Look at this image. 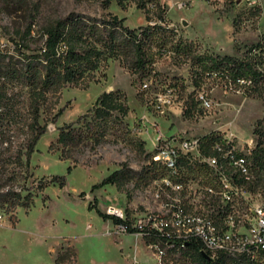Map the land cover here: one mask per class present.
Returning <instances> with one entry per match:
<instances>
[{
    "label": "rangeland",
    "instance_id": "374dc122",
    "mask_svg": "<svg viewBox=\"0 0 264 264\" xmlns=\"http://www.w3.org/2000/svg\"><path fill=\"white\" fill-rule=\"evenodd\" d=\"M34 1L40 2V22L70 12L98 20L117 15L131 29L157 24H149V15L154 21L159 19L148 8L150 3L160 2L165 8L166 21L179 26L163 27L174 30L173 35L180 37L167 45L169 50L165 53L160 48L161 39L157 35L153 37L152 51L156 54L147 75L134 72L128 60L111 58L82 85L66 86L50 96L41 109L40 124L46 125V132L30 156L27 151L33 132L28 127L29 95L25 88L9 89L15 105L0 127V183L5 192L16 191L22 199L30 196L32 204L0 207L3 218L0 264H56L59 257V264H131L134 259L141 264H154L145 239L136 233L120 231L112 219L105 220L99 214L106 213L109 205L122 207L129 224L136 225L144 215H150L148 206L152 200L146 187L151 181L139 185L131 182L123 188L106 185L93 190V186L124 164L142 171L154 152L155 122L166 135L224 136L233 131L242 143L253 141L250 144L253 153L259 139L256 124L264 118L261 90L247 85L230 87L217 75H202L197 86L196 71L200 68L193 62L200 55L247 58L249 50L261 44L264 35V0L252 4L248 0H192V5L183 9L174 7L182 0ZM184 20L187 26L183 25ZM21 22L20 17L14 19L0 8V43H6L7 49H13L17 39L15 27ZM30 42L33 46L40 45L38 36L30 38ZM179 42L188 45L192 52L171 48ZM150 75L156 77L158 88L168 84L181 86L187 101L184 115L161 117L152 111L150 102L155 90L142 89L143 81ZM113 90H121L126 96L129 106V113L123 119L126 126L112 128L96 151L85 149L78 154L76 166L72 160L60 159L58 152L50 150L59 129L86 114L104 91ZM201 90L212 97V108L204 109L196 101ZM60 110L62 114L57 115ZM0 112L6 113L5 106H0ZM248 166L250 188L256 196L264 197V170L254 164L252 157ZM193 173L202 183L209 176L204 170L187 172L189 176H194ZM54 177H63L64 184L49 183ZM46 183L49 184L41 188ZM161 202L162 199L154 198L153 208L158 210ZM178 254V258L174 257ZM189 257L188 251L175 250L167 258L174 262L165 260L162 264H182Z\"/></svg>",
    "mask_w": 264,
    "mask_h": 264
},
{
    "label": "trees",
    "instance_id": "16d2710c",
    "mask_svg": "<svg viewBox=\"0 0 264 264\" xmlns=\"http://www.w3.org/2000/svg\"><path fill=\"white\" fill-rule=\"evenodd\" d=\"M150 4L154 6L148 8L149 13L154 12L157 19L165 21L164 6L160 2ZM0 8L14 19L20 17L22 20L21 24L15 27L17 39H14L13 49H0V106H5L6 110V113L0 112V127L3 126L6 116L14 111V97L9 95V89L25 88L30 100L31 116L28 127L33 132V139L28 145L29 156L46 132V125L40 124V118L41 109L49 101L50 96L57 95L66 86L82 85L85 80H90L95 75L103 62L111 58L128 60L134 72L147 75L156 54L152 51L153 37L157 35L161 39L162 53L168 52L167 45L175 39L174 30L170 31L158 23L131 29L124 26V18L121 19L117 15H111L110 19L98 20L70 12L40 22V2L34 0H0ZM147 18L148 21L153 19L150 15ZM37 36L40 45L33 46L30 38ZM171 48L176 51L184 49L188 54L192 52L188 45L183 46L180 42L173 44ZM193 64L200 68L198 69L200 71H196L199 76L195 79L197 86L202 75L209 76L218 72L226 84L239 85V80H245L246 85L249 83L247 86L259 88L261 96L264 95V35L261 44L250 49L245 59L200 55L194 57ZM87 84L84 87H88ZM194 105L192 103L193 107ZM192 106L189 111L192 110ZM128 113L126 96L121 90L104 91L86 114L59 129L58 137L51 143L50 150L58 152L62 160H72L76 166L79 163L78 154L84 153L85 149L96 151L112 128L120 129L126 126L123 119ZM60 114L62 110L57 113ZM255 133L259 139L251 157L254 164L264 170V118L257 122ZM218 136L212 133L202 137L203 153L207 152L205 154L210 155L206 140L210 143ZM149 161L140 172L124 164L122 168L94 185L93 190L106 185L123 188L131 182L138 185L148 184L163 177V171L157 164H153L151 157ZM72 167L70 165L68 169L71 170ZM55 182L62 186L64 178L54 177L49 183ZM49 183L41 185V188ZM22 198L16 191H3V185L0 183V207L5 204L11 207L31 206L30 196ZM99 214L105 220L112 219L115 225L121 223L130 225L127 220L101 211ZM188 254L197 264H238L227 258L213 262L198 249L188 248ZM59 258L56 264H59Z\"/></svg>",
    "mask_w": 264,
    "mask_h": 264
},
{
    "label": "built area",
    "instance_id": "2783aa9c",
    "mask_svg": "<svg viewBox=\"0 0 264 264\" xmlns=\"http://www.w3.org/2000/svg\"><path fill=\"white\" fill-rule=\"evenodd\" d=\"M255 3L256 0H248ZM192 5V0L179 1L174 7L179 9ZM154 5H151L153 7ZM164 6V5H163ZM159 23L162 26L176 25L166 20H151L149 24ZM176 35L175 38H179ZM0 49L6 50L7 44L0 43ZM165 53V52H164ZM208 75V74H207ZM218 75L211 73L209 76ZM156 77L150 75L142 83L145 91L154 89V97L150 102L152 111L161 117L182 116L187 109V101L183 97L181 86L178 84H168L158 88L155 84ZM155 84V86H154ZM249 84V83H248ZM247 84V85H248ZM232 87L246 85L245 80H239V85L227 84ZM154 86V87H153ZM196 101L204 109H209V105L214 104L212 97L204 90L198 91ZM154 152L151 156L153 164L161 165L163 178L152 180L146 189L150 190V215H144L136 225L118 224L117 227L122 232L136 233L146 241V247L154 264H161V260L166 259V252L170 249H178L180 245H188V248L198 249L201 253H208L212 261L223 260L230 255L249 254L251 264L264 263V258H259V251H264V197L256 196L250 188L251 175L248 166V159L253 155L250 152V144L242 143L241 139L231 131L222 137L214 138L210 143L206 140V145L210 149V156H202L199 150L198 137L193 136V143H182L183 135H166L158 123H153ZM216 161H224L226 175H219L216 171ZM166 166H173V173H166ZM185 167H201L214 178V185H204L198 181V177L182 178L181 169ZM229 172H238L241 177V186L230 184ZM176 188L180 191L178 201H165L163 189ZM202 191H211L218 195V204H209L202 199ZM181 194H188L189 204H181ZM242 196L245 199V207L233 205V197ZM154 198H161L164 204H170L169 214H160L159 210L153 208ZM222 201H232V208L226 217H219V209ZM181 208L189 209V218L181 217ZM196 210H205L207 220L193 222V215ZM254 212H261V221H254ZM106 214L118 217L126 221L125 209L115 205H109ZM168 218H175V224H182L185 228L198 229V236H191L189 239L178 238L174 234L175 225H168ZM210 218H218V225L224 226V233H233L234 247L223 249L221 238L213 237L215 227L209 226ZM0 215V223L2 222ZM158 223H165V232H158ZM130 229H133L131 231ZM154 241H161V248H154ZM131 264H141L138 259H134ZM182 264H196L189 257Z\"/></svg>",
    "mask_w": 264,
    "mask_h": 264
},
{
    "label": "bare ground",
    "instance_id": "6f19581e",
    "mask_svg": "<svg viewBox=\"0 0 264 264\" xmlns=\"http://www.w3.org/2000/svg\"><path fill=\"white\" fill-rule=\"evenodd\" d=\"M176 29V28H175ZM213 104L209 105V109L212 108ZM209 136V135H208ZM215 136V135H214ZM222 137V135H219ZM218 136V137H219ZM202 137H198V144L199 150L202 156H210L203 153L202 149ZM182 143H193V137H182ZM204 146V145H203ZM253 147L250 146V152H252ZM158 165V164H157ZM161 167V165H158ZM205 171L204 168L201 167H185V169H181V176L182 178H189L190 176L187 174L190 172L195 171ZM216 171L219 175H226V166L224 161H216ZM166 173H173V166H166ZM198 173V172H197ZM195 174V173H193ZM207 175V174H206ZM209 175V174H208ZM192 177H196V174ZM208 179L204 181H200L204 185H214V178L213 176H207ZM163 177H160L156 180H161ZM200 178V177H199ZM229 179L230 184L232 186H241V177L240 173L238 172H229ZM163 194H166V201H178L180 198V191L176 188H165L163 189ZM165 198V196H164ZM161 199V198H158ZM202 199L209 204H218V195L214 194L211 191H202ZM159 204V203H158ZM181 204H189V196L188 194H181ZM233 205L238 207H245V199L242 196H235L233 197ZM158 210L160 214H169L170 211V204H164L163 202L160 203L158 206ZM232 208V201H222L221 208L219 209V217H226L228 211ZM181 217L182 218H189V209L188 208H181ZM207 220V213L205 210H196V213L193 215V222H201ZM254 221H261V212H254ZM168 225H175L174 227V234H177L178 238L182 239H189L191 236H198V229L196 228H185L182 230V224H175V218H168ZM209 226L215 227L213 230V237L214 238H221L223 235V239L221 240V247L223 249H230V247H234V240H233V233H224V226L218 225V218H210L209 219ZM158 232H165V223H158ZM154 248H161V241H154ZM188 251V245H180L178 249H170V253L174 251ZM201 252V251H200ZM169 252H166V259L168 258ZM206 258H209L208 253H202ZM180 255H174V257L178 258ZM259 258H264V251H259ZM232 262L240 263V264H251L249 261V254H235L230 255L228 258ZM165 260H161V264ZM218 261V260H217ZM215 262V261H214ZM264 264V263H260Z\"/></svg>",
    "mask_w": 264,
    "mask_h": 264
},
{
    "label": "water",
    "instance_id": "95a60500",
    "mask_svg": "<svg viewBox=\"0 0 264 264\" xmlns=\"http://www.w3.org/2000/svg\"><path fill=\"white\" fill-rule=\"evenodd\" d=\"M183 25L187 26L188 25L187 21L184 20Z\"/></svg>",
    "mask_w": 264,
    "mask_h": 264
}]
</instances>
